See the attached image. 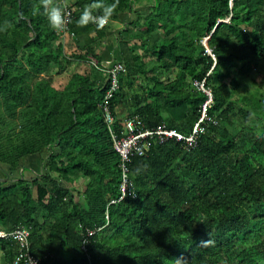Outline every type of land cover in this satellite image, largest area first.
Masks as SVG:
<instances>
[{
	"label": "trees",
	"instance_id": "16d2710c",
	"mask_svg": "<svg viewBox=\"0 0 264 264\" xmlns=\"http://www.w3.org/2000/svg\"><path fill=\"white\" fill-rule=\"evenodd\" d=\"M91 2L71 5L63 40L40 0H0V175L45 157L40 178L0 181V233L30 228L41 264H264V0H119L99 31L77 23ZM129 13L116 128L138 118L187 137L207 101L196 82L213 103L196 148L154 141L129 167L138 199L109 206L121 161L101 109L107 79L90 58L100 65L110 24ZM18 252L0 239V264Z\"/></svg>",
	"mask_w": 264,
	"mask_h": 264
},
{
	"label": "built area",
	"instance_id": "2783aa9c",
	"mask_svg": "<svg viewBox=\"0 0 264 264\" xmlns=\"http://www.w3.org/2000/svg\"><path fill=\"white\" fill-rule=\"evenodd\" d=\"M59 7H61L65 14V24L62 29L57 30L59 36L63 39L69 36V26L70 23L75 18L76 9L68 4L67 0H57ZM208 39H205L204 45L207 48L208 53L215 59L211 50L208 49L206 43ZM90 63L94 67H97L106 76V84L108 90L106 96L101 104V109L104 113V120L107 130L110 135L113 147L116 153L120 157V169L122 181L120 184V195L118 199H113L110 201L109 206L115 205L131 197L132 199H138L135 193V188L131 183L130 176V165L132 164V158L134 156L143 157L145 156L146 150L155 141L160 144L168 143L169 141H175L177 143H182L186 150H193L198 146L199 139L205 132V125L208 118V109L213 103V95L210 90L206 89L205 82L195 83L200 91H202L207 96V101L203 106L202 115L199 121L194 126L191 134L187 137L177 133L174 130H169L166 127H161L156 130H148L143 127H139L137 124L138 118H134L125 121L122 125V131L116 128V118L111 109V101L114 98L115 93L119 91L120 83L119 77L125 71L124 66L121 63L115 64L109 68L100 67L99 63L94 59L90 58ZM108 214V211L107 213ZM93 234H89L92 236ZM1 238H8L14 240L19 246L18 256L13 264H41V261L32 256L30 250V238L31 229L30 228H20L12 233H0Z\"/></svg>",
	"mask_w": 264,
	"mask_h": 264
},
{
	"label": "crops",
	"instance_id": "0c3cea01",
	"mask_svg": "<svg viewBox=\"0 0 264 264\" xmlns=\"http://www.w3.org/2000/svg\"><path fill=\"white\" fill-rule=\"evenodd\" d=\"M67 2L68 4L73 5L75 4L76 0H67ZM140 6L138 5L134 12H142L144 9ZM137 19L138 17L135 13H129L120 16V18L116 22L110 24V32L97 51L101 60L100 65L102 68H109L121 62V53L119 50L120 37L123 32L126 31V28ZM66 39L67 38L63 40ZM120 117L124 120L125 116L123 115ZM44 165V156L30 157L24 162L23 168H21L16 174L8 177L1 174L0 181L5 182V180L8 179L9 184H13L17 182L22 176L27 181L40 178L44 170ZM88 182V179L81 178L73 184V187L76 188L79 192L83 193L86 186L88 185ZM80 183L83 185L82 191L79 185Z\"/></svg>",
	"mask_w": 264,
	"mask_h": 264
},
{
	"label": "clouds",
	"instance_id": "9594fccd",
	"mask_svg": "<svg viewBox=\"0 0 264 264\" xmlns=\"http://www.w3.org/2000/svg\"><path fill=\"white\" fill-rule=\"evenodd\" d=\"M40 4L50 27L54 30L62 29L65 24L63 9L57 6L54 0H40ZM118 5L119 0H113L112 3H105L104 0H92L90 4L84 6L77 23L82 27L92 24L95 25L97 31L102 30L108 24ZM207 243L205 242V244Z\"/></svg>",
	"mask_w": 264,
	"mask_h": 264
},
{
	"label": "rangeland",
	"instance_id": "374dc122",
	"mask_svg": "<svg viewBox=\"0 0 264 264\" xmlns=\"http://www.w3.org/2000/svg\"><path fill=\"white\" fill-rule=\"evenodd\" d=\"M262 71H263V74H264V65L262 66ZM240 122L242 123V121H240ZM79 185H80V188H81V191H82V189H83V185H82L81 183H80ZM77 191H78V190H77ZM78 194H80V196L82 195L81 192H79V191H78ZM81 198H82V196H81ZM81 201L83 202L82 199H81Z\"/></svg>",
	"mask_w": 264,
	"mask_h": 264
},
{
	"label": "water",
	"instance_id": "95a60500",
	"mask_svg": "<svg viewBox=\"0 0 264 264\" xmlns=\"http://www.w3.org/2000/svg\"><path fill=\"white\" fill-rule=\"evenodd\" d=\"M206 46H207V43H206ZM5 182H8V179H7V180H5Z\"/></svg>",
	"mask_w": 264,
	"mask_h": 264
}]
</instances>
